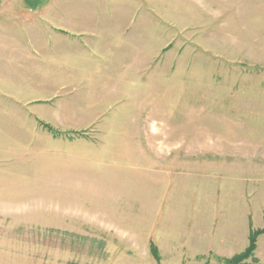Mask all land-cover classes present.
Here are the masks:
<instances>
[{
    "label": "rangeland",
    "instance_id": "rangeland-1",
    "mask_svg": "<svg viewBox=\"0 0 264 264\" xmlns=\"http://www.w3.org/2000/svg\"><path fill=\"white\" fill-rule=\"evenodd\" d=\"M38 6L0 0V36L43 43L44 27L57 48L99 47L111 66L86 76L97 92L71 82L23 106L69 118L0 107V264H191L192 220L207 211L264 229V0ZM20 8L19 28L7 18ZM167 229L179 234L172 252ZM257 246L246 263L260 264Z\"/></svg>",
    "mask_w": 264,
    "mask_h": 264
},
{
    "label": "crops",
    "instance_id": "crops-1",
    "mask_svg": "<svg viewBox=\"0 0 264 264\" xmlns=\"http://www.w3.org/2000/svg\"><path fill=\"white\" fill-rule=\"evenodd\" d=\"M19 10L18 14L10 15L7 19L12 20L14 27L20 28L24 20L22 9ZM36 25L42 27V24L37 23ZM42 32L46 38L43 43L27 44L22 42L19 36L14 37L12 33V35L0 36V107L17 105L18 118H69L65 109L64 112L55 113L52 108L48 107L40 108L44 113L39 115L40 117L34 112L37 108L34 106L32 114L26 112L22 114L23 106L37 105L34 103L39 100L59 97V90L69 91L70 86L68 85H71V82L86 84L81 86V90L88 94L97 92L98 88L93 87L86 76L90 72V75H94L92 79L94 82L102 79L104 69L107 68L105 65L111 66L105 61L111 59L112 55L103 52L99 47L94 51H83L78 42H71L69 38L59 49L52 37L47 40V29L42 27ZM56 68L60 71L56 72ZM60 84L65 86H60ZM57 85L59 87H56ZM56 89L58 94H54ZM81 90L76 89L74 98L80 95ZM7 115L10 114L5 111L4 120ZM19 148L21 149L22 146ZM166 231L169 237L166 240L164 238L160 240L163 241V246L165 245L167 250L171 251L172 248L178 247L175 243L179 234L168 231V229ZM249 235L250 220L247 214L244 215L237 210L230 209L221 212L207 211L206 216L203 213H197L192 220L189 234L190 251L195 260L191 264H205L206 258L213 257L214 259L215 255L229 258L239 254L248 247ZM257 243L256 257L260 260V264H264V233L259 236ZM177 250L176 248L175 251ZM175 260L179 261V258ZM168 264L184 263L180 259V262L171 261Z\"/></svg>",
    "mask_w": 264,
    "mask_h": 264
},
{
    "label": "trees",
    "instance_id": "trees-1",
    "mask_svg": "<svg viewBox=\"0 0 264 264\" xmlns=\"http://www.w3.org/2000/svg\"><path fill=\"white\" fill-rule=\"evenodd\" d=\"M25 3L28 5V7L30 8H36L38 7V4L40 3V0H24ZM42 2V0H41ZM41 125L47 129L48 131L50 132H53L54 134L55 133H58L56 129H54L52 126H50L49 124H46V123H42L41 122ZM264 231L263 230H260V231H255V230H251V233H250V244L248 246V248L234 256L233 258L231 259H228L225 261V263L227 264H249V263H246V259H248L249 257H252L253 256V253L255 251V248H256V243H257V237ZM256 264H257V260H256Z\"/></svg>",
    "mask_w": 264,
    "mask_h": 264
}]
</instances>
